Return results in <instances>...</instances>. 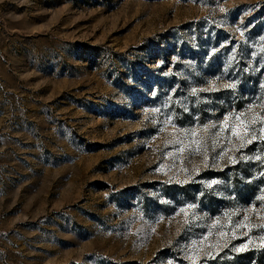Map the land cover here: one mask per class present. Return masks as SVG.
<instances>
[{"label":"rangeland","instance_id":"rangeland-1","mask_svg":"<svg viewBox=\"0 0 264 264\" xmlns=\"http://www.w3.org/2000/svg\"><path fill=\"white\" fill-rule=\"evenodd\" d=\"M262 127L264 0H0V264H264Z\"/></svg>","mask_w":264,"mask_h":264},{"label":"snow or ice","instance_id":"snow-or-ice-1","mask_svg":"<svg viewBox=\"0 0 264 264\" xmlns=\"http://www.w3.org/2000/svg\"><path fill=\"white\" fill-rule=\"evenodd\" d=\"M228 87H231V85H229ZM227 119L228 118L225 117V121L224 122H221V124H220V128L221 129H225V128H228L229 127V125L227 124ZM237 119L239 120L240 118L237 117ZM203 127L205 129H207L208 128V125H204ZM243 131H244V133H247L248 132L247 126L244 127ZM260 133H261V136H264V127L260 128ZM231 134L237 136L238 139H242L243 140V136L241 134V129H240V126L239 125H232L231 126ZM191 136L193 137V141L192 142L195 143V144H197V146L199 147L200 141L195 139L196 136H197V132L196 131H193L191 133ZM255 139H256V136L253 133L252 134V140H249L248 143H251ZM221 155H223V153H221ZM205 159H207V157H205ZM229 159L230 160H234L233 157H229ZM216 183H217V181L213 179V180H211L209 182V185L208 186L211 187L212 185H215ZM186 207H192V206L191 205H187Z\"/></svg>","mask_w":264,"mask_h":264}]
</instances>
